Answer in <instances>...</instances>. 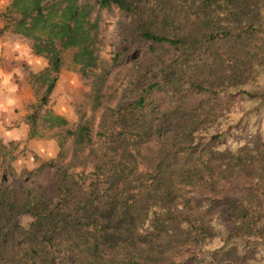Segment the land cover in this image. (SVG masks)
Instances as JSON below:
<instances>
[{
  "label": "trees",
  "instance_id": "obj_1",
  "mask_svg": "<svg viewBox=\"0 0 264 264\" xmlns=\"http://www.w3.org/2000/svg\"><path fill=\"white\" fill-rule=\"evenodd\" d=\"M0 20L48 62L26 124L59 144L20 175L0 140V264H264V0H12ZM65 69L89 88L74 124L47 109Z\"/></svg>",
  "mask_w": 264,
  "mask_h": 264
},
{
  "label": "rangeland",
  "instance_id": "obj_2",
  "mask_svg": "<svg viewBox=\"0 0 264 264\" xmlns=\"http://www.w3.org/2000/svg\"><path fill=\"white\" fill-rule=\"evenodd\" d=\"M11 1L9 0L8 5L4 6L1 11H5ZM128 20L124 14H117L115 18L107 22L104 31L107 42L106 53H110L116 47L120 49L125 47L122 33ZM1 22L3 21H0V27L3 25ZM8 37L10 43L13 41L22 43L28 50L32 47V42L27 39L17 35ZM30 55L32 56L31 61L27 60L19 64H10L5 55L0 57V140L4 143H17V159L13 165L20 175L25 171H35L43 163L55 159L59 153L58 141L50 138L53 133L41 128L44 138H29L30 128L26 124V117L33 113V107L39 104L45 92L41 85L31 83L30 78L35 71H41L48 64L46 59L35 57L33 53ZM88 90L86 81L75 71L65 69L60 74V80L47 109L74 124L77 120V107L83 103ZM51 180L52 172L49 171L44 176L35 179L34 182L47 185ZM17 181L14 180L11 183ZM239 190L241 189H235L229 194L233 195Z\"/></svg>",
  "mask_w": 264,
  "mask_h": 264
},
{
  "label": "crops",
  "instance_id": "obj_3",
  "mask_svg": "<svg viewBox=\"0 0 264 264\" xmlns=\"http://www.w3.org/2000/svg\"><path fill=\"white\" fill-rule=\"evenodd\" d=\"M8 3H9V0H0V12H2L1 9H3L4 6H7ZM1 23H3V22H1ZM3 25H4V23H3ZM8 36H10V35H7L3 38H0V57L2 55H5V57L8 58L7 60H9L10 64H13V63L19 64V63L25 62L27 60L31 61L32 56L30 55V53H33L32 49H29L30 50L29 51L28 49H26L27 47L22 45V43H17L15 41L10 43V41H9L10 38ZM29 55H30V57H29ZM35 57H37V56H35ZM35 57H34V59H35ZM41 71L37 70V71H35V73H39Z\"/></svg>",
  "mask_w": 264,
  "mask_h": 264
}]
</instances>
